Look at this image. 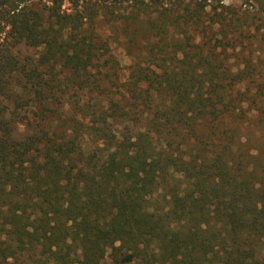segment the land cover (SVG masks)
<instances>
[{"label": "trees", "instance_id": "1", "mask_svg": "<svg viewBox=\"0 0 264 264\" xmlns=\"http://www.w3.org/2000/svg\"><path fill=\"white\" fill-rule=\"evenodd\" d=\"M27 1L0 0V264H264V7Z\"/></svg>", "mask_w": 264, "mask_h": 264}, {"label": "rangeland", "instance_id": "2", "mask_svg": "<svg viewBox=\"0 0 264 264\" xmlns=\"http://www.w3.org/2000/svg\"><path fill=\"white\" fill-rule=\"evenodd\" d=\"M223 5H229V7H231V10L233 8H235L236 10L239 8L244 9V19H246V13H248V16L250 18H253L254 14L256 16H260L262 15L261 13H259V10L261 7H264V0H223L222 1ZM26 5H38L39 7H43L45 8V10H49L50 7L52 6H58L60 8V10L63 12H72L73 11V3L72 0H29L27 1ZM222 5V4H220ZM0 20H2V18H0ZM255 23H251L252 26L251 27H247L244 30V33H250V34H256V29L254 28ZM2 25L3 23L0 21V31H2ZM99 27H101V25L99 24ZM0 36L4 37L5 36V32H0ZM246 36V34H244V37ZM253 38V37H251ZM0 42H2V39H0ZM254 45L251 47H245L244 46V53L247 55L249 53H254L256 56L259 54V50H263L264 46H260L259 43H257L256 41H253ZM115 47V44L113 45ZM13 58L12 59H4V65L5 68H11V69H17L19 66L20 61L22 60V53L24 50L29 49L31 51L33 47H31L29 40H25V38H23L21 45L18 47H14L13 48ZM116 53L118 55L119 58L122 59L121 63L119 64V69L122 70V73L124 74V76L127 75L128 73V63L130 60L125 59L124 58V54H123V50L122 48H116ZM264 55V52H262ZM234 61V58H231V62ZM30 257L26 256V259H29ZM111 262V255L110 252L107 253L106 257L102 260L101 264H110ZM5 264V263H2ZM15 264H24L21 260L19 261H15ZM126 264H141L139 259H136L134 261H132L131 263H126Z\"/></svg>", "mask_w": 264, "mask_h": 264}]
</instances>
